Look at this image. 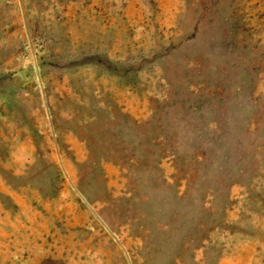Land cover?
<instances>
[{
	"label": "rangeland",
	"instance_id": "rangeland-1",
	"mask_svg": "<svg viewBox=\"0 0 264 264\" xmlns=\"http://www.w3.org/2000/svg\"><path fill=\"white\" fill-rule=\"evenodd\" d=\"M0 264H264V0H0Z\"/></svg>",
	"mask_w": 264,
	"mask_h": 264
}]
</instances>
